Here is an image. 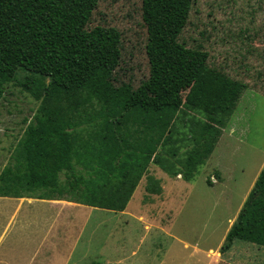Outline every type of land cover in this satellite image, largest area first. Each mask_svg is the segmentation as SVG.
Listing matches in <instances>:
<instances>
[{
    "label": "rangeland",
    "instance_id": "374dc122",
    "mask_svg": "<svg viewBox=\"0 0 264 264\" xmlns=\"http://www.w3.org/2000/svg\"><path fill=\"white\" fill-rule=\"evenodd\" d=\"M143 3V0H99L69 56L66 73L61 75L59 81L64 87L76 88L79 81H86L87 75L103 64L110 70L115 84L127 82L140 90L138 100L142 104L184 100L193 73L199 65L208 63L244 80L248 88L223 128L212 156L199 167L194 179L185 180L181 174H171L173 170L151 164L126 212L101 207L81 208V213L75 208L67 210L68 220L72 218L68 231L56 222L51 232L53 237L45 244L48 248L55 246L56 256L68 260L65 264L209 261L208 254L213 255L209 249L218 250L223 246L231 222H235L240 205L264 166V0H149L148 15L154 36L151 53L147 49ZM23 77L21 73L6 83L0 97V172L10 163L17 144L35 119L47 86L52 83L49 78L37 81L28 91ZM88 90V85H83L81 97L85 98ZM78 97L80 92L73 99ZM87 103L88 114L101 108L95 99ZM91 104L95 107L91 108ZM177 113L175 137L188 136L180 142L185 143L184 151L191 147L188 139L192 134V119L202 115L189 109ZM103 116L94 114L96 123L86 121L88 124L80 125L78 130L91 136L97 152L103 150L101 146L124 147L122 157L128 163L130 156L136 155L143 146L142 139L149 141L154 135L153 127L161 126L151 116L142 114L140 108L130 111L119 125ZM228 151L232 177L227 178ZM83 167L84 163L76 165L78 170L85 171ZM214 170L219 171L215 176L219 183L210 185L215 181L211 175ZM162 175L164 178H160ZM60 176L65 179L64 172ZM161 179L167 185L162 192L151 193L146 189L148 183L162 186ZM224 180L225 183H220ZM32 192L41 194L37 190ZM42 192L50 193L45 189ZM9 199L0 198V252L13 248L17 252L23 249L32 253L38 238L31 237V242L25 244L24 237L28 241L31 233H43L45 227H39L37 232L30 226L32 222L26 229L21 224L25 213L31 214V206L38 213V202L29 205L24 201L6 225L17 202ZM250 245L255 249L262 247L236 241L238 247L248 249ZM243 248L239 256L264 261V256H255L253 251L247 253ZM44 250L45 247H40L41 252L32 264H44ZM58 263L62 262L50 259L46 264ZM7 264H20V261L10 259Z\"/></svg>",
    "mask_w": 264,
    "mask_h": 264
},
{
    "label": "trees",
    "instance_id": "16d2710c",
    "mask_svg": "<svg viewBox=\"0 0 264 264\" xmlns=\"http://www.w3.org/2000/svg\"><path fill=\"white\" fill-rule=\"evenodd\" d=\"M98 2L0 0V97L5 92V84L21 73L28 91L37 81L48 78L52 81L10 163L0 172V196H33L32 191L37 190L41 192L40 197L63 198L120 211L127 207L151 164L173 170L170 173L174 176L181 174L191 181L213 153L223 128L248 88L244 80L208 63H202L193 73L184 100L142 104L138 100L140 90L127 82L115 84L110 70L103 64L95 67L86 81H79L76 88L64 87L59 80L66 73L69 56ZM143 2L147 49L151 53L153 24L148 15L149 0ZM85 84L89 90L83 98ZM77 92L80 97L73 99ZM93 99L101 108L88 114L87 102ZM135 108H140L142 114L151 116L161 126L153 127L154 135L149 141L142 139L143 146L136 155L130 156L129 163L122 157L124 147L101 146L103 150L97 152L91 136L78 130L86 121L95 124L94 114L104 115L119 125ZM182 109L202 115L193 117L188 139L191 147L184 151L185 143L180 142L188 136L175 137L176 116ZM80 163H84L85 171L76 168ZM62 172L65 179L60 176ZM155 186L148 183L146 189L151 193L162 192L159 183ZM43 189L50 193H43ZM236 240L264 246V166L229 228L222 249L231 247Z\"/></svg>",
    "mask_w": 264,
    "mask_h": 264
},
{
    "label": "crops",
    "instance_id": "0c3cea01",
    "mask_svg": "<svg viewBox=\"0 0 264 264\" xmlns=\"http://www.w3.org/2000/svg\"><path fill=\"white\" fill-rule=\"evenodd\" d=\"M229 154L230 153L228 151V155L225 157L226 158L225 160H227L226 162H228V169L226 171V174L228 175L227 178L232 177V162L229 159ZM211 156H212V154H211ZM218 158H220V157H218ZM260 169H262V168H260ZM217 171L214 170L213 172H215V173H211V175H213L212 179L215 181H211L209 183L210 185H214V184L219 183L215 179V176L217 177V175H216ZM260 171H259V173H260ZM258 175L259 174L257 173V176ZM160 178H164V176L162 175V177L160 176ZM225 181L226 180L220 181V183H222V182L225 183ZM255 181H256V178L253 181L251 187L249 188L248 193L245 196L244 201L240 205V209L242 208V206H243L245 200L247 199L251 189L253 188ZM161 184H162V187L164 189L167 188V185L165 187V183L163 184V180H162ZM136 191H137V188H136L134 194L132 195V198H133V196H135ZM0 198L3 201L10 200L9 198L17 201L13 212L7 218L6 225L13 219V216L16 214V212L18 210H20L24 201H27L29 203V205H33L35 202H38V204L36 205L38 213H35V211L33 210V207L31 206L29 208V210L31 211V214L25 213L24 221L21 224V227L26 229V227L33 226L34 227L33 229L37 230V232L39 230V227H45V230L43 233H38V234L31 233V235L28 236L29 237L28 241H26L27 238L24 237V240H25L24 243L25 244H29L31 242V239H32L31 237H34L36 239L38 238V243L35 245L32 253H30L29 251H25L23 249H20V251H18L19 252L18 253L17 251H14L13 248H11V249L7 248L4 251L0 252V264H7L10 259L11 260L17 259L20 261V264H24L23 261H28L27 264H32L33 262L35 263L36 259L38 258L39 254L41 252V251H39L40 247H45L44 253L42 255V259H43L44 264H46L50 259L51 260L53 259L55 261L60 260L62 262L61 264H65L68 260H65V259H62L61 257L56 256L57 253L54 250L55 246H50L49 248L47 246H45L47 239L49 237H53V236H51V234H52L51 232L56 227V226H54L55 223L58 222L59 224H61L63 226L64 230L68 231V229H67L68 223L70 222V220H72V218H70L68 220L69 213L65 214V212L67 210H70L71 208H75V210H77L78 213H81L83 208L87 209V210L88 209L91 210L92 208H97V206H90L87 204L79 203L76 201H71L68 199L44 198V197H40L39 195L23 196V197L0 196ZM41 204H43V206H41ZM129 206H130V201H129L127 207L124 210H120V211L126 212V210L128 209ZM240 209H239V211H240ZM115 211H117V210H115ZM239 211H238V213H239ZM238 213H237V215H238ZM0 215H1V210H0ZM0 218H2V217L0 216ZM231 221H234V220H231ZM30 222H32L33 224ZM232 223L233 222H231V224ZM30 224H32V225H30ZM231 224H230V226H231ZM230 226H229V228H230ZM146 227L148 228V225H146ZM229 228H228V230H229ZM65 234H67V233H65ZM225 237H226V235H225ZM224 241H225V239H224ZM236 241L233 243V245L231 247L224 249V250L222 249V246L219 248L221 250H219V249L214 250L213 248H210L209 253L213 254L214 256L213 255L210 256L208 254V256L210 258V259H208L209 261L202 262V263L199 261H196V262H192L191 264H259V263L264 264V261H261L259 259L256 261H252L250 259L251 257L245 258V256H239V254H240L239 250L242 249L243 247L236 246ZM251 244H254V243H251ZM262 247H258V249H255L253 246L250 245V247H248V249L247 248H243V249L248 250L247 253H250L249 251H253L255 256H264V249ZM52 251H53V253H51Z\"/></svg>",
    "mask_w": 264,
    "mask_h": 264
}]
</instances>
